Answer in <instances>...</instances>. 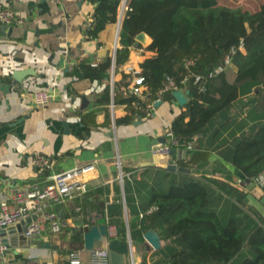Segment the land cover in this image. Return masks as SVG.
<instances>
[{"label":"crops","instance_id":"crops-1","mask_svg":"<svg viewBox=\"0 0 264 264\" xmlns=\"http://www.w3.org/2000/svg\"><path fill=\"white\" fill-rule=\"evenodd\" d=\"M252 1L254 8H242L254 12L264 3ZM122 2L117 21L91 38L88 30L95 5L90 0H0L23 19L20 26L0 24V190L43 185L53 173L94 165L84 194L51 207L59 218L60 232L46 230L39 238L28 239L2 230L0 264H69L70 251H79L81 264H89L90 250L84 247L83 234L95 225H105L108 234L94 247L108 250L109 242L116 240L117 246L127 244L128 248L121 264H152L168 251L167 243L160 237L162 251L149 247L143 236H137L139 222L153 210L152 193L166 192L172 180L183 177L211 186L213 207L224 220L252 212L264 219L261 189L243 179L222 157V149H210L217 141L211 142L209 132L196 143L209 153L192 167L180 164L189 157L185 149H176L175 156L152 152V146L166 143L165 125L171 126L184 111L173 95L170 100L162 99L146 117L118 122L126 115V107L114 103L113 96L127 87L114 65L116 50L126 47V38L120 37L119 17L122 14L123 19L125 13ZM134 41L128 47L124 71L127 64L140 70V62L151 55L144 50L149 37L144 35L142 43ZM106 56L111 58L108 81L77 78L71 73L80 62L95 66ZM106 87L109 100L99 102ZM41 90L51 98L45 105H35L32 95ZM179 90L188 98V91ZM253 91L259 94L258 89ZM229 119L218 141L264 123V93L237 100ZM34 152L48 157L51 169L40 171L32 163ZM169 164L190 171H169ZM149 229L153 228L144 229L142 235Z\"/></svg>","mask_w":264,"mask_h":264},{"label":"trees","instance_id":"trees-1","mask_svg":"<svg viewBox=\"0 0 264 264\" xmlns=\"http://www.w3.org/2000/svg\"><path fill=\"white\" fill-rule=\"evenodd\" d=\"M218 1L126 0L120 31V37L126 38V47L116 50L115 72L121 73L123 85L132 83L133 75L123 66L128 60V47L139 33H144L151 40L144 50L151 55L140 62L139 75L149 99L169 80L188 91L184 111L170 126L179 143L194 140L187 150L189 157L180 164L189 168L208 155L209 151L202 152L196 143L209 132L211 142L217 141L210 149H222V157L245 181L253 183L264 171V123L229 139L218 138L224 124L230 122L229 111L237 100L264 93V3L251 12L221 6ZM90 2L95 8L88 36L96 38L107 24L117 21L121 0ZM240 41L242 49H238ZM232 48L236 50L230 54ZM227 55L229 63L214 74ZM189 59L192 62L186 64ZM110 66L111 58L106 56L95 66L80 62L71 73L77 78L108 81ZM197 76L199 80L195 81ZM183 79L186 80L181 83ZM253 89H258L259 94ZM172 98L169 91L163 94L164 100ZM108 100L106 87L99 102ZM112 101L126 107V115L118 122L131 123L149 115L139 98L127 91H115ZM165 144L170 141L166 139ZM173 148L183 149V145ZM261 191L264 195V187ZM214 200L211 186L191 177L172 180L166 192L152 193L153 210L143 215L137 236L153 228L168 250L152 264H230L237 257L242 258L239 264H264V219L252 212L224 220L213 207Z\"/></svg>","mask_w":264,"mask_h":264},{"label":"built area","instance_id":"built-area-1","mask_svg":"<svg viewBox=\"0 0 264 264\" xmlns=\"http://www.w3.org/2000/svg\"><path fill=\"white\" fill-rule=\"evenodd\" d=\"M122 9V11L126 10V0L122 2ZM121 21L122 14L119 17V22ZM0 24L6 27L20 26L23 24V19L15 11L4 7L0 3ZM242 48L243 43L240 41L238 49ZM235 50L236 48H232L230 54H233ZM229 61L230 55H227L214 69V74L221 72ZM191 62L192 59L186 60V64H190ZM125 71L133 73L134 79L124 91L137 96L139 101L144 105V110L147 113H152L155 110L156 104L162 101L165 92L169 91L172 93L173 91L181 89L176 83L169 80L165 86L156 92L154 98L149 99L148 89L143 86V78L139 75V70L131 64H127ZM185 80L183 79L181 83H184ZM198 80L199 77L197 76L195 81ZM50 98V93L46 90L37 91L32 95L33 103L39 106L48 103ZM111 107H113V104H111ZM165 138L170 141V144H157L152 146V152L154 154L169 155L171 149H176L173 146L178 147L180 145H183V149L189 150L194 142L192 140L185 144L179 143L174 138L169 124L165 125ZM32 163L40 171L51 169L50 159L37 152H34L32 155ZM93 169L94 165L92 163L83 166H74L70 169L51 174L49 176V182L43 185L30 183L14 187L7 192L0 190V231L15 224L25 222L21 232L25 238H39L46 230L52 233L60 232L61 225L59 218L51 207L85 193L87 184L92 179L91 173ZM253 185L260 189L264 187V171L254 178ZM67 259L69 264L82 263L79 251H70L67 254ZM109 263V251L106 248L93 247L90 250L89 264Z\"/></svg>","mask_w":264,"mask_h":264},{"label":"water","instance_id":"water-1","mask_svg":"<svg viewBox=\"0 0 264 264\" xmlns=\"http://www.w3.org/2000/svg\"><path fill=\"white\" fill-rule=\"evenodd\" d=\"M121 23V22H120ZM138 42L144 41V33H139L136 38ZM138 44H135V47H137ZM172 95L177 99V101L184 105L187 102V98L185 97L184 93H182L180 90H176L172 92ZM157 105V104H156ZM164 142V140H163ZM170 156L176 155V149L170 150ZM169 171H179V172H189V169L183 168V167H177L174 164H169L166 167ZM260 203L264 207V196L261 198ZM28 221V220H26ZM25 225V222L18 223L16 226H10L5 228V230H8V232H14V233H20L22 232V229ZM4 230V229H2ZM2 230L0 233H2ZM107 228L105 225H95L91 226L86 232L83 234V240H84V247L87 250H91L94 247V244L98 241H102L104 238L107 237ZM143 239L145 242L154 250H158L161 247V239L158 233L153 230L149 229L146 232L143 233ZM21 238H24V236L21 234ZM29 239V238H28ZM129 247V246H128ZM139 248V247H138ZM127 244H122L121 246H117L116 240H111L108 245L109 250V259L110 264H121L120 258L122 256V253L127 252Z\"/></svg>","mask_w":264,"mask_h":264},{"label":"rangeland","instance_id":"rangeland-1","mask_svg":"<svg viewBox=\"0 0 264 264\" xmlns=\"http://www.w3.org/2000/svg\"><path fill=\"white\" fill-rule=\"evenodd\" d=\"M218 4L221 6L243 7L247 9H250V8L252 9L256 5L254 1L252 0H219ZM230 77H232L231 74H230ZM245 210L246 208L244 207V211ZM241 261H242V258L237 257L236 259H234V261H232V264H239Z\"/></svg>","mask_w":264,"mask_h":264}]
</instances>
